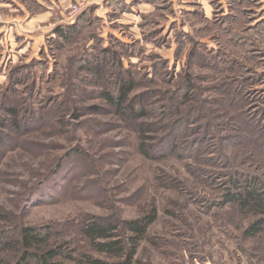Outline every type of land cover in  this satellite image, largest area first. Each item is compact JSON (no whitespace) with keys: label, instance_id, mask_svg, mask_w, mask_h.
<instances>
[{"label":"rangeland","instance_id":"374dc122","mask_svg":"<svg viewBox=\"0 0 264 264\" xmlns=\"http://www.w3.org/2000/svg\"><path fill=\"white\" fill-rule=\"evenodd\" d=\"M113 1L119 4L0 0V113L10 88L36 112L53 99L29 132L16 138L7 129L12 139L0 144V207L15 218L0 229L53 226L55 239L69 242L68 254L113 262L89 249L81 223L96 216L123 224L156 210L138 264H264V232L244 236L254 216L221 205L235 173L260 175L264 184V0ZM77 2L91 22L55 49L53 31L71 23ZM13 7L20 8L14 48L7 22ZM117 41L130 47L123 66L149 107L148 156L139 149V124L116 115L87 73L88 81L76 79L78 59L94 48L121 53ZM20 63L26 68L17 76L26 84L13 89L10 71ZM93 105L105 111L75 117Z\"/></svg>","mask_w":264,"mask_h":264},{"label":"trees","instance_id":"16d2710c","mask_svg":"<svg viewBox=\"0 0 264 264\" xmlns=\"http://www.w3.org/2000/svg\"><path fill=\"white\" fill-rule=\"evenodd\" d=\"M145 1L153 3L155 0ZM111 3L115 6L119 4L113 0ZM90 22L91 19L87 13L78 14L73 22L67 25H58L53 31L55 38L50 40L49 43L56 46L55 49H64L82 34L83 29ZM116 45L122 50L121 53L111 47L94 48L78 59L74 63L77 70V78H75L82 82L95 79L96 81L91 82L90 80L88 83L91 86L100 85L103 88L102 92L106 98V104L114 110V113L127 123L137 122L139 124L138 132L141 137L143 136L139 149L148 156V145L144 137L148 132V128L144 127L143 121L145 118H149V107L141 101L142 97L145 98L144 95H135L140 84L130 70L125 69L123 66V58L129 54L130 47L121 41H117ZM35 64L39 63H31L30 65ZM20 68L26 67L21 63L16 64L10 71L9 78L12 88L17 84H26V81L17 76ZM84 73L88 74V80L85 79ZM100 79H105V81L100 82ZM152 80L150 79L149 82H152ZM10 91L11 88L5 92V96L8 98L7 100L4 99V105L1 106L0 144L2 146L7 145L6 139H12L11 135H7V129L11 130V134H14L16 138L23 136L32 129V123L35 122L36 117L43 115V110L48 107V102L53 100L48 97L39 102L36 107L39 110L36 112L32 107H25L28 104L26 97L17 99L16 92ZM80 93L83 96L85 95V91ZM150 95L146 92V96ZM171 101L172 103L166 106L169 107L172 118L174 111L177 109L175 104L177 101L175 99H171ZM57 107L54 111L61 109L59 106ZM104 111L99 106L93 105L83 111L78 110L74 113L77 119H81L85 116L84 114L100 115ZM100 126L103 129L106 125L100 124ZM260 179H262L260 175L233 174L229 178V192L221 204L222 206L229 204L239 206L254 216L253 222L250 223L244 233L247 238L257 237L264 232V195L262 192L264 184ZM242 189H245V191L242 192ZM6 212L4 208L0 207V223L15 220L12 214ZM156 221L157 214L155 210L145 217L126 221L123 224L113 217L96 216L82 222L79 226V234L83 237L89 249L96 254L114 259L113 262L84 253H79L78 256L73 257L72 254H68L66 251V245L69 242L60 243L55 239L57 237L54 232L55 227L37 228L18 223L14 231L0 229V264H68L69 260L73 264H138L136 257L140 244L147 240L150 228ZM77 253L78 251L74 254Z\"/></svg>","mask_w":264,"mask_h":264},{"label":"crops","instance_id":"0c3cea01","mask_svg":"<svg viewBox=\"0 0 264 264\" xmlns=\"http://www.w3.org/2000/svg\"><path fill=\"white\" fill-rule=\"evenodd\" d=\"M3 6L4 5L0 3V11H3V8H4ZM17 9L18 10L15 11V9L13 7L12 18H11V20H10V18L7 19V22L11 23V25H12L11 29L8 30V33H11L12 39L14 40L12 43L13 48L15 46V39H14L15 38V30H16V32L18 31L17 28H19V23H20V16L16 14L18 11H20V8L18 7ZM32 20H35V19H32ZM5 23H6V21H5L4 15L2 13H0V46L3 43L2 40L4 41V38H2V36H4V31H5L4 24ZM17 34H19V33H17Z\"/></svg>","mask_w":264,"mask_h":264},{"label":"built area","instance_id":"2783aa9c","mask_svg":"<svg viewBox=\"0 0 264 264\" xmlns=\"http://www.w3.org/2000/svg\"><path fill=\"white\" fill-rule=\"evenodd\" d=\"M85 6L84 2H77L75 5L71 6L68 11V17L71 22L75 20L77 15L81 12L82 8Z\"/></svg>","mask_w":264,"mask_h":264}]
</instances>
